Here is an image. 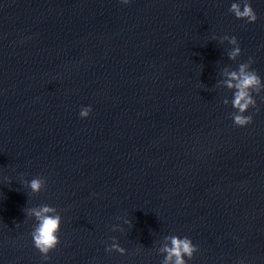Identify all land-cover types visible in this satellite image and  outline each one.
Wrapping results in <instances>:
<instances>
[{
  "label": "water",
  "instance_id": "water-1",
  "mask_svg": "<svg viewBox=\"0 0 264 264\" xmlns=\"http://www.w3.org/2000/svg\"><path fill=\"white\" fill-rule=\"evenodd\" d=\"M233 2L0 0V264H163L173 236L187 264H264V88L237 126L226 83L251 58L264 84V0Z\"/></svg>",
  "mask_w": 264,
  "mask_h": 264
},
{
  "label": "clouds",
  "instance_id": "clouds-1",
  "mask_svg": "<svg viewBox=\"0 0 264 264\" xmlns=\"http://www.w3.org/2000/svg\"><path fill=\"white\" fill-rule=\"evenodd\" d=\"M122 3H128V0H122ZM230 13H233L237 19H246L249 23H254L257 20V14L251 7L249 0H240V2H233L228 9ZM228 43L234 45L229 52V59H236L240 54L241 49L235 36H225ZM252 63L249 58L248 63H241L238 71H232L228 73L229 79L226 81L229 88H235L234 99L232 101L233 108L237 109V114L233 116V122L237 126H245L252 122L251 115H244L249 106L255 107L256 100L252 96V92L260 93L264 88V84L261 83V78L254 69L250 68ZM235 81V84L233 83ZM91 106L82 107L79 115L84 118L89 115ZM43 181L34 177L30 181H27L28 187L32 192H39L42 187ZM55 208L47 204L39 206L38 209H33L31 214L36 218V226L32 230L31 237L34 247L39 250L44 260L49 259L48 253L55 249L60 242L58 233L60 231L59 214L49 215L54 213ZM115 249L121 253L124 249L117 244L111 245L110 248H106V251ZM197 250L196 246L192 243L188 237L180 238L178 236L171 237V247L166 246L165 251L168 255L165 257L163 264H187L184 257L192 258L193 253ZM173 257L175 259L173 260ZM241 264L243 262L241 261Z\"/></svg>",
  "mask_w": 264,
  "mask_h": 264
}]
</instances>
